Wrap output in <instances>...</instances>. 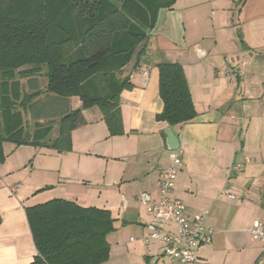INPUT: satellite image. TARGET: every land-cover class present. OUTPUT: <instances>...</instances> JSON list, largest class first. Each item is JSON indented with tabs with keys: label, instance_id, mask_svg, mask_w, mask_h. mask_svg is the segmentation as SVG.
Returning a JSON list of instances; mask_svg holds the SVG:
<instances>
[{
	"label": "crops",
	"instance_id": "1",
	"mask_svg": "<svg viewBox=\"0 0 264 264\" xmlns=\"http://www.w3.org/2000/svg\"><path fill=\"white\" fill-rule=\"evenodd\" d=\"M162 63L182 66L198 113L180 128L157 119L164 110ZM124 76L133 87L119 97L122 135L112 136L102 111L93 107L72 131L71 151L3 143L0 264H47L39 258L26 209L55 199L111 213L110 255L102 264H112L109 237L115 233L121 241L129 238L120 256L139 255L135 264L171 263L160 258L156 240L144 243L154 218L136 202L142 193L158 197L161 171L172 162L169 128L183 155L173 196L189 215L204 212L213 234L193 264H256L264 255V243L250 234L255 221L264 222V0H176L159 11ZM71 105L77 110L82 103L72 98ZM58 136L55 121L49 139ZM170 231L175 226L162 229Z\"/></svg>",
	"mask_w": 264,
	"mask_h": 264
},
{
	"label": "trees",
	"instance_id": "2",
	"mask_svg": "<svg viewBox=\"0 0 264 264\" xmlns=\"http://www.w3.org/2000/svg\"><path fill=\"white\" fill-rule=\"evenodd\" d=\"M175 3L0 0V163L5 161L4 142L71 151V133L85 124L83 111L93 107L102 111L112 136L122 135L119 97L133 87L124 68L147 42L159 11ZM158 68L164 110L157 119L173 128L191 123L198 113L182 66L162 63ZM73 97L80 98L81 109H72ZM55 121L59 136L50 140ZM26 213L41 261L108 260V235L114 230L109 211L55 199L28 207Z\"/></svg>",
	"mask_w": 264,
	"mask_h": 264
},
{
	"label": "built area",
	"instance_id": "3",
	"mask_svg": "<svg viewBox=\"0 0 264 264\" xmlns=\"http://www.w3.org/2000/svg\"><path fill=\"white\" fill-rule=\"evenodd\" d=\"M234 72H227L231 77ZM147 75V73H146ZM183 168V155L180 150L172 151L171 165L162 170L158 182V197L142 193L136 202L153 216L154 221L148 226L150 233L144 243L156 240L161 245L160 258H169V264H193L197 261V249L212 241V232L205 226L204 212L189 215L185 204L173 196L178 173ZM242 165L236 166L240 172ZM165 225L175 226L174 232L163 233ZM255 241L264 243V222L255 221L250 230ZM256 264H264V255Z\"/></svg>",
	"mask_w": 264,
	"mask_h": 264
},
{
	"label": "rangeland",
	"instance_id": "4",
	"mask_svg": "<svg viewBox=\"0 0 264 264\" xmlns=\"http://www.w3.org/2000/svg\"><path fill=\"white\" fill-rule=\"evenodd\" d=\"M45 71H46V69L43 68L42 69L43 75H41V77H40L42 88H44L45 85H46V83H47V78H46V75H45ZM0 81H1V79H0ZM25 81L26 80L24 79L22 82H25ZM73 98L80 100L79 97H73ZM79 109H81V108H79ZM120 236H121L120 233H115V234H112L109 237V241L111 242V244L115 248L114 249V253H113V258H112V264H135V263L139 262V255H135L131 259H130V257H126V255L124 256V254H122L123 256H120V254L123 251H125V249H127L126 242L129 239L127 237V238H124V240L121 241V240H119L120 239ZM116 255H118V256L116 257Z\"/></svg>",
	"mask_w": 264,
	"mask_h": 264
},
{
	"label": "water",
	"instance_id": "5",
	"mask_svg": "<svg viewBox=\"0 0 264 264\" xmlns=\"http://www.w3.org/2000/svg\"><path fill=\"white\" fill-rule=\"evenodd\" d=\"M167 134V145L170 151H176L180 149V140L173 132L171 128L166 130Z\"/></svg>",
	"mask_w": 264,
	"mask_h": 264
}]
</instances>
